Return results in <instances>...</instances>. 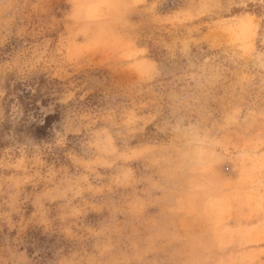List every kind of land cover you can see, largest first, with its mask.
Listing matches in <instances>:
<instances>
[{
    "label": "rangeland",
    "instance_id": "obj_1",
    "mask_svg": "<svg viewBox=\"0 0 264 264\" xmlns=\"http://www.w3.org/2000/svg\"><path fill=\"white\" fill-rule=\"evenodd\" d=\"M0 264H264V0H0Z\"/></svg>",
    "mask_w": 264,
    "mask_h": 264
}]
</instances>
